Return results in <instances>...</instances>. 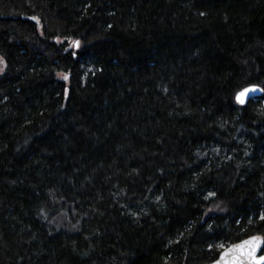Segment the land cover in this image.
<instances>
[{
    "label": "trees",
    "instance_id": "1",
    "mask_svg": "<svg viewBox=\"0 0 264 264\" xmlns=\"http://www.w3.org/2000/svg\"><path fill=\"white\" fill-rule=\"evenodd\" d=\"M263 12L0 0V264H207L264 238Z\"/></svg>",
    "mask_w": 264,
    "mask_h": 264
},
{
    "label": "snow or ice",
    "instance_id": "2",
    "mask_svg": "<svg viewBox=\"0 0 264 264\" xmlns=\"http://www.w3.org/2000/svg\"><path fill=\"white\" fill-rule=\"evenodd\" d=\"M79 43V41H75L77 47H79ZM0 63H3V61H0ZM63 78L68 79L66 75ZM256 90H258L256 86L244 88L236 94L235 99L243 105L247 102V94ZM260 220L264 221V215L260 216ZM223 247L221 245V248ZM262 250H264V238L251 237L226 251H222L220 260L215 261V264H221V261H223V264H264V255H258V252Z\"/></svg>",
    "mask_w": 264,
    "mask_h": 264
},
{
    "label": "water",
    "instance_id": "3",
    "mask_svg": "<svg viewBox=\"0 0 264 264\" xmlns=\"http://www.w3.org/2000/svg\"><path fill=\"white\" fill-rule=\"evenodd\" d=\"M259 23H260V26H261L262 30L264 31V12L262 13V15H261V17H260V21H259ZM252 86H256L258 90H256V91H254V92H251V93H248V94H247V97H248L247 102H248L250 99H255V98L260 97V96L262 95V93H263L262 88L259 87V86H257V85H250V86H247V87H245V88H249V87H252ZM243 89H244V88H243ZM243 89H241L240 91H242ZM240 91H238V92H240ZM238 92H237V93H238ZM237 93H236V94H237ZM235 96H236V95H235ZM235 102H236L237 105H239V106H244V105L247 103V102H246L245 104L241 105V104H239V103L236 101V99H235ZM263 123H264V122H263ZM251 237H260V236H258V235H254V236H251ZM251 237H248V238H246V239H244V240H247V239H249V238H251ZM244 240H242V241H244ZM242 241H239V242L234 243V244H230V245H228L227 247H225L222 251H226L227 249L233 247L234 245L240 244ZM222 251H221V252H222ZM258 255H264V253H263L262 251H259V252H258ZM220 256H221V253L219 254V256L217 257L216 260H214L213 262L207 263V264H215V261L220 260ZM229 258H230V257H229ZM221 264H223V261H221Z\"/></svg>",
    "mask_w": 264,
    "mask_h": 264
},
{
    "label": "rangeland",
    "instance_id": "4",
    "mask_svg": "<svg viewBox=\"0 0 264 264\" xmlns=\"http://www.w3.org/2000/svg\"><path fill=\"white\" fill-rule=\"evenodd\" d=\"M0 61H3V59L0 57ZM4 69V61L3 63H0V73L3 71Z\"/></svg>",
    "mask_w": 264,
    "mask_h": 264
}]
</instances>
